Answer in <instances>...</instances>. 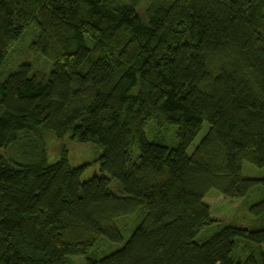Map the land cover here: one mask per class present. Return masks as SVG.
I'll use <instances>...</instances> for the list:
<instances>
[{"label": "trees", "instance_id": "1", "mask_svg": "<svg viewBox=\"0 0 264 264\" xmlns=\"http://www.w3.org/2000/svg\"><path fill=\"white\" fill-rule=\"evenodd\" d=\"M28 27L51 68L0 82V264H264V176L242 175L264 167V0H0V67ZM47 134L97 143L99 174L46 163ZM258 187L252 228L198 239L210 191Z\"/></svg>", "mask_w": 264, "mask_h": 264}, {"label": "rangeland", "instance_id": "2", "mask_svg": "<svg viewBox=\"0 0 264 264\" xmlns=\"http://www.w3.org/2000/svg\"><path fill=\"white\" fill-rule=\"evenodd\" d=\"M36 30L32 27H28L24 30L20 39L16 42L13 48L6 55L1 67H0V82L9 74L16 72L18 68L27 64L30 65L31 70L34 72H40L44 75H48L50 72V62L41 56L39 53L35 52L31 45L36 37ZM153 127V131H151ZM204 128L195 138L194 142L188 149V154H191L195 145L199 142L202 136L205 134ZM169 131L173 132L171 135ZM146 137L148 141L161 140L168 146L173 147L176 144L175 139V127L167 126L164 124H158L156 122H150L146 127ZM47 158L46 163L52 164L59 161L62 155L65 156L66 160L70 166L74 168H82L81 180L86 181L93 177L95 174H99V157L101 155V148L95 142H77L72 140L70 137L57 138L54 135L47 134L45 137ZM136 145L132 146V159L137 156ZM242 175L245 178L250 179H260L264 176V167H255L249 162H242ZM111 184V189L117 192L115 185L113 187ZM263 197V190L261 187L250 192V197L245 203L239 201L231 202L221 195H218L215 191H210L206 196V202L208 203L212 217L218 222H215L212 226L206 229L204 232L198 235V239L206 240L217 233L225 225H235L243 228H252L255 221V216L249 210V206L255 202H258ZM136 215L130 217L133 219ZM128 220V219H127ZM131 231H127L124 235L122 241L119 243H112L108 240L102 241L98 247H94L89 254L90 258H101L107 252L115 251L120 248L123 243L130 236ZM99 251H104L100 253ZM92 254H96L94 257ZM244 258L249 255L244 253ZM86 257L82 256H69L67 264H85Z\"/></svg>", "mask_w": 264, "mask_h": 264}]
</instances>
